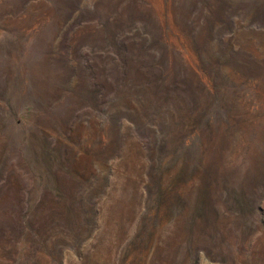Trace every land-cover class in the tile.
I'll use <instances>...</instances> for the list:
<instances>
[{
    "label": "rangeland",
    "instance_id": "rangeland-1",
    "mask_svg": "<svg viewBox=\"0 0 264 264\" xmlns=\"http://www.w3.org/2000/svg\"><path fill=\"white\" fill-rule=\"evenodd\" d=\"M0 264H264V0H0Z\"/></svg>",
    "mask_w": 264,
    "mask_h": 264
}]
</instances>
